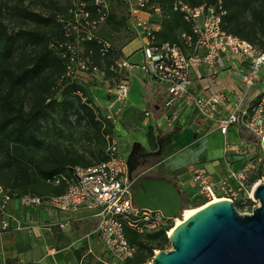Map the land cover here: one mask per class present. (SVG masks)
Returning a JSON list of instances; mask_svg holds the SVG:
<instances>
[{"label":"built area","instance_id":"2783aa9c","mask_svg":"<svg viewBox=\"0 0 264 264\" xmlns=\"http://www.w3.org/2000/svg\"><path fill=\"white\" fill-rule=\"evenodd\" d=\"M73 1L69 13L73 14L72 24L78 33L74 36L65 33V39L76 42L90 40L94 38L92 30L97 29L106 19L107 0L92 1L97 15L93 19H90L85 3ZM118 1L125 9L130 30L142 42L140 61L132 63L122 51L118 54L110 43L97 39L101 63L97 64L87 57L77 58L80 71L86 72L90 80L112 82L107 90L112 98L109 109L115 103L123 105L128 98L130 72L133 68H138L147 80L164 86L161 121L159 118L157 122L151 123L157 129H161L163 123L167 127L174 124L179 116L178 105L192 109L198 118L208 124L217 125L224 136V156L238 158L240 165L233 167L227 161L228 171L217 181L199 167L190 166L184 173L185 177L178 174L170 181L180 194L185 185L189 184L197 188L203 204L219 199H229L233 203L252 199L253 190L260 183L256 178H260L263 173L264 93L253 98L249 94L256 87L264 68V52L250 42L222 30L225 10L221 0L212 5H192L190 0H171L172 11L180 13L189 27L188 32L180 31L173 42H159L156 39L160 23L152 18L155 14H161V8L154 0ZM80 28L87 29L83 36H79ZM63 46L67 51L70 50L69 43H63ZM74 60L76 56L70 55L67 74ZM198 69L203 71V76L201 92L196 93L192 87L191 74ZM223 71L234 72L237 76L238 87L230 92L218 84L219 74ZM121 109L122 106L116 110ZM224 110L225 115L222 114ZM151 116V111H145L144 121H150ZM105 118L110 120L108 114ZM240 129L249 134L247 140L242 139L239 133L235 134V138L229 137L231 131L239 132ZM105 140V160L86 167L69 168V177L59 175L51 182L53 185L62 182V193L46 196L26 194L20 199L26 208L46 206L60 212H90L96 220L95 234L108 254L106 259L96 258L97 263L125 264L136 253V246L127 239L126 228L140 235L149 229L166 227L172 218L163 216L159 211L137 208L133 199L132 180L128 176L127 159L120 155L114 135L106 134ZM11 200L9 190L0 184V233L30 230L26 225H12L8 212ZM69 226L70 221L55 225L59 230H66ZM11 264L28 263L14 260Z\"/></svg>","mask_w":264,"mask_h":264},{"label":"rangeland","instance_id":"374dc122","mask_svg":"<svg viewBox=\"0 0 264 264\" xmlns=\"http://www.w3.org/2000/svg\"><path fill=\"white\" fill-rule=\"evenodd\" d=\"M73 0H0V21L6 26L7 31L17 38V43L21 47L23 44H27V51H34L36 42H25L26 36H22L23 32H30L38 34L44 37V41L52 42L51 39L58 36L59 30L56 25L59 24L62 33L77 34V30L72 24L73 15H70L69 8L73 6ZM107 9L109 18L95 30H92V34L107 40L117 49H122L125 45L130 43L136 36L133 31L128 29L125 25V10L115 0H107ZM107 14V15H108ZM57 16V17H56ZM62 19L65 22L58 23L57 19ZM56 21H55V20ZM63 43L70 44V55L85 52L84 45L81 41L64 40ZM134 45V44H133ZM133 45H131L133 47ZM55 46V44H54ZM21 47L18 52H21ZM81 70V69H79ZM65 76H70L69 80L77 81L81 90L77 95L69 93L67 91V85L60 84L57 75L46 74V83L50 82L54 86L51 89L50 94L53 99L56 100L58 105L49 107L45 116L39 121V126L42 132V143L38 147H33L32 154L35 158L57 156L62 160L74 162V166L92 165L105 159L106 148V134L114 135L120 155L127 159L129 154H150L147 155L146 160L142 168L134 174L135 176H141L146 178H159L161 176H169V171L164 167L161 162L163 154L156 155L155 153L159 149L160 135L167 134L171 127L162 125V132L156 130L150 124L144 121L143 113L149 109L153 111L151 99L149 98L151 92H156L158 84L155 81L147 80L148 86L145 84V77L138 68H133L130 72L129 93L128 98L123 105L115 103V106L108 108L111 101L107 98L108 88L111 87L112 82L109 81H96L90 80L86 72L77 73V63L74 60L70 64V70ZM55 83L60 84L56 91ZM69 85V84H68ZM158 95V94H157ZM78 97L84 102L90 99L95 108L94 114H102L103 118L99 117L103 121L101 129L98 131L95 128L88 125L85 121L79 119L75 112V102ZM85 98V99H84ZM62 100H71L74 102V106L61 105ZM122 106L120 111L116 109ZM158 112H152V114ZM110 116V120L106 119V115ZM162 116L160 117L161 121ZM152 119V116H151ZM159 120V119H158ZM160 129V130H161ZM54 154V155H52ZM34 161V160H33ZM28 158L27 165L31 169H36L35 163ZM256 180L260 183H264V171L261 177H257ZM185 189L182 191V206L181 213L184 210L202 207V200L199 199L197 188L192 187L189 184L185 185ZM64 188V184L58 185L49 184L46 185L44 190H40L39 196H46L57 194L60 189ZM16 192H14L15 195ZM38 196V195H37ZM250 201L251 203H248ZM236 201L234 203H237ZM13 211L12 216L15 217V223L17 220L24 222L25 225L30 227V230H20L17 233L2 235L3 238L14 237L15 243H3L0 240V258H5L3 252L14 251L13 255L17 256L15 260L24 259L23 261L28 264H67V261L74 257L78 264H98L96 258L106 259L108 254L106 253L103 245L95 234L88 236L89 242L92 244V248L88 245L86 235L87 231L94 230V225H87L86 227H79L78 224H74L76 218L80 216L79 213H69L56 211L50 207H24L22 199L11 200ZM233 203V204H234ZM241 206L235 207L237 212L241 215L250 213V211L257 206V202L252 199H246L239 202ZM73 220L74 225L66 233H61L56 230L55 225L67 220L66 218ZM175 219L169 220L167 226L156 229H149L141 236L136 237V253L128 262L134 264H149L151 263L155 252L168 251L171 249L170 242L168 240L169 235L165 233L166 242L163 245H157L160 241L155 235L165 230L170 231L175 226ZM18 221V222H19ZM52 225L50 231H45L43 225ZM15 225V224H14ZM31 227H34L31 228ZM86 228V229H85ZM97 241V242H96ZM93 242V243H92ZM37 244L38 247L31 248V244ZM80 244V245H77ZM33 246V245H32ZM79 246V247H77ZM67 251L64 252L63 249ZM79 248V249H77ZM151 248V251H150ZM37 252L40 251V257L33 262H27L31 253L25 254L24 251ZM51 251V253H50ZM79 253V259H76L75 252ZM59 252L60 255H56ZM49 255L47 258L46 256ZM75 255V256H74ZM143 259L141 263H135L138 259ZM1 260V259H0ZM75 260H69L68 264H76ZM12 260H9L6 264H11ZM127 262V263H128ZM2 264V261H0Z\"/></svg>","mask_w":264,"mask_h":264},{"label":"trees","instance_id":"16d2710c","mask_svg":"<svg viewBox=\"0 0 264 264\" xmlns=\"http://www.w3.org/2000/svg\"><path fill=\"white\" fill-rule=\"evenodd\" d=\"M79 1L85 3V9L90 13V19L97 17L92 4L93 0ZM115 1L122 7L118 0ZM154 2L161 8L160 30L156 33V39L159 42L176 41L177 34L180 31H189V27L183 21L181 14L172 11L171 0H154ZM190 2L192 5L201 3L212 5L217 0H190ZM221 4L225 10L222 19V30L250 42L258 50L264 52V0H221ZM108 18L109 14L106 15V19L102 24ZM56 19L58 23L65 22L63 18L61 22L58 18ZM71 21L73 23L74 19ZM124 21L126 27H128L127 17ZM56 25L59 30L58 36L52 38L51 41H53L50 43L44 41V37L38 34L22 33V36L27 37L25 42H36L37 47L30 52L26 49L27 42L23 44V47L18 45L17 38L10 34L6 26L0 21V184L9 190L12 199L21 198L26 194L39 196L40 190H44L46 185L51 184L59 175L69 177V168H72L74 164L70 160H62L57 156H52L54 158L49 156L35 158L32 154V148L38 147L42 143L39 121L45 116L49 107L58 105L50 94L54 86L50 82L46 83V74L57 75L58 80L61 81L60 84L67 85L69 93L78 96L77 93L81 90L76 80L75 82L70 81L69 78L71 77L65 76L70 54L63 46L65 33H62L59 24L56 23ZM86 31L87 29L80 28L79 36H83ZM93 37L90 40L81 41L86 50L85 52L75 54L77 73L81 72L78 66L79 59L77 60V58L85 59L87 57L97 64L101 63L98 55L100 45L97 39L108 41L95 34H93ZM20 47L23 50L18 52ZM112 47L118 54L121 53V49H117L113 45ZM105 58L104 61L107 63L108 59ZM60 84L55 83V88ZM60 103L63 106L68 105L70 107L76 104L75 112L79 119L98 131L101 129L103 121L98 117L100 115L103 118V116L102 114L95 116L94 110L96 107L89 106L90 103L92 104L90 99L87 100L86 98V101L82 102L81 98L78 97L75 104L71 100H62ZM159 105H152V107L154 109L155 106L159 109ZM155 111L154 109L153 112ZM179 131L180 129L175 126L165 136L160 135L161 154L170 148L172 137ZM240 134L245 140L249 138V134L244 130H241ZM28 158L31 161L34 160L36 169H31L27 165ZM86 166L89 165L81 167ZM63 190L64 188L60 189L58 193ZM14 192H16L15 195ZM248 203L251 202L248 201ZM237 206H241L239 202L234 203V207L237 208ZM125 233L128 241L133 245L136 242V237L141 236L128 228L125 229ZM155 236L160 241L157 245L161 246L167 241L164 231L157 233ZM142 260V258L138 259L135 263H141ZM127 262L125 264H134Z\"/></svg>","mask_w":264,"mask_h":264},{"label":"water","instance_id":"95a60500","mask_svg":"<svg viewBox=\"0 0 264 264\" xmlns=\"http://www.w3.org/2000/svg\"><path fill=\"white\" fill-rule=\"evenodd\" d=\"M155 154H160V145ZM139 157H127L137 208L180 218L182 198L172 182L165 178L133 180ZM252 198L257 206L243 215L229 199L205 204L168 237L171 249L155 252L149 264H264V183L255 186Z\"/></svg>","mask_w":264,"mask_h":264},{"label":"crops","instance_id":"0c3cea01","mask_svg":"<svg viewBox=\"0 0 264 264\" xmlns=\"http://www.w3.org/2000/svg\"><path fill=\"white\" fill-rule=\"evenodd\" d=\"M160 15L155 14L152 18L153 21L159 22L161 20ZM141 43H142L141 40L135 37L130 43H128L121 49L123 54L128 56L129 61H131L132 63L138 62L141 59V52H140ZM131 45H133V47ZM202 76H203V71L201 69L195 70L191 74L192 87L196 93L201 92V84H202L201 77ZM144 81H145L146 86H148L149 83L147 82L146 78L144 79ZM218 81H219L218 84L221 87H224L225 90L228 92H230V90L234 88H237L239 84L237 76L235 75L234 72H227V71L221 72L219 74ZM152 89L157 90V91L155 93L151 92V95L149 97L151 99L150 105L160 104L159 105L160 108L158 109L154 106V109L158 113L152 114V119L150 120H152V122H157L164 111L163 100L165 97V89H164V86L159 85V84L156 88L152 87ZM263 92H264V68H262L260 72L259 81L257 82L256 87L249 94V97L253 98L255 95L263 93ZM107 99L112 101V98L110 96ZM177 104H179V102ZM177 107H178L179 116L174 122V124L172 125V128L177 126L180 129V131L172 137L171 146L167 151L164 152L165 154L161 160V162H163V164L165 165L164 167L167 169V171H169L170 174L169 176L165 175L159 178H165L169 181H172L176 175L178 174L184 175L187 168H189L190 166H195V167H199L206 174H209L214 180L217 181L226 175L228 171L227 161L231 162L232 163L231 166L233 167H238L240 165V163L238 162V158H231L232 156H227V157L224 156V153H223L224 136L221 134V132L219 131L215 123L208 124V122L201 120L194 114L192 109L185 108V107L183 108V106L181 105H178ZM146 110L151 111L149 109H146ZM225 113L226 112L224 110L222 114L225 115ZM148 123L150 124V121H148ZM155 129L159 130V132L160 131L162 132V129L161 130L157 128ZM240 131L241 129L239 130V132L236 130L231 131L229 134V137L235 138V134L237 135L239 133V136L242 138ZM255 151L257 152V149H255ZM241 163H242V160H241ZM12 211H13V207H12V203H10L8 212L12 218V225L13 226H16L18 224L22 226L25 225L24 222H20L19 220H17L15 223L16 219L15 217L12 216L11 214ZM79 212L81 214L80 216L76 218V221H74V224L75 223L78 224L79 227H86L87 225L89 226L94 225V230H91L89 232L85 228L86 231L84 232L85 234L83 236L86 235L85 238L86 240H88L89 235L91 236L92 234H95L96 220L91 216V213L86 210H80V211L74 212V214L79 213ZM66 219L67 220L65 221H70V226L68 229H66L67 231L59 230L57 227L55 229L60 231L61 233L68 232L71 229V226L74 224H72L73 220L69 219V217H67ZM52 227H53L52 225L46 224V225H43L42 228L45 231H50L48 229H51ZM31 228L34 229V227H31ZM6 233L14 234V233H17V231L10 230ZM6 233H0V240L4 241L3 243H10V244L15 243V240L17 239V237L16 239L14 237H6V238L2 237V235ZM97 240L99 239L97 238ZM77 245H80V244H77ZM88 245L90 248H92L91 246L92 244L89 242V240H88ZM33 247H38V246L37 244L34 243V244H31V248L29 249H32ZM63 251L66 252L67 248L63 249ZM13 253L15 252L14 251H11L9 253L3 252L2 254H4L5 258H0L1 259L0 261H2V264L8 263L9 260H12L11 261L12 263L15 260V258H17L16 255L9 256V255H13ZM29 253H31V256L29 257L28 260H26L29 263L35 261L36 259L40 257L39 250L37 252H32L31 250L27 252L24 251L23 257L25 256V254H29ZM75 254L77 255V256L74 255L75 258L79 259V253L76 251ZM56 255H60V253L57 252ZM48 256L49 255H47L46 258ZM19 260H24V259L22 258ZM69 260L73 261L75 259L74 257H72ZM68 261H67V264H68ZM75 262L76 264H78L76 260Z\"/></svg>","mask_w":264,"mask_h":264},{"label":"bare ground","instance_id":"6f19581e","mask_svg":"<svg viewBox=\"0 0 264 264\" xmlns=\"http://www.w3.org/2000/svg\"><path fill=\"white\" fill-rule=\"evenodd\" d=\"M217 200H214L212 202H215ZM211 202V203H212ZM210 204V203H208ZM204 206V205H203ZM202 206V207H203ZM202 207H198V208H193V209H189V210H184L183 213H182V216L180 218H176L175 219V226L168 232L167 231V234L169 236L172 235V233L177 229L179 228L184 222H186L193 214H195L198 210H200Z\"/></svg>","mask_w":264,"mask_h":264},{"label":"flooded vegetation","instance_id":"af4514ba","mask_svg":"<svg viewBox=\"0 0 264 264\" xmlns=\"http://www.w3.org/2000/svg\"><path fill=\"white\" fill-rule=\"evenodd\" d=\"M161 152V151H160ZM132 154V153H131ZM130 155V154H129ZM133 157H139L140 155L138 154H132ZM147 157H139L137 159V163H136V168L135 170L132 172V177H134V174L137 173L141 168L142 166L144 165V162L146 160ZM146 177H141V176H138L135 178V179H145Z\"/></svg>","mask_w":264,"mask_h":264}]
</instances>
